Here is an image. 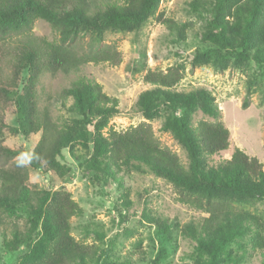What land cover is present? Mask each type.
I'll list each match as a JSON object with an SVG mask.
<instances>
[{"label": "trees", "instance_id": "trees-1", "mask_svg": "<svg viewBox=\"0 0 264 264\" xmlns=\"http://www.w3.org/2000/svg\"><path fill=\"white\" fill-rule=\"evenodd\" d=\"M160 1L0 0V48L10 38H17L10 75L0 71V105L14 107L17 119L16 125L10 126L0 113V156L13 158L21 153L3 144L6 131L26 139L41 135L27 157L26 170L0 167V208L9 215H23L28 222L25 233L14 232L11 239L5 238V249L12 253L22 248L24 264H117L112 255L114 243H105L101 225L84 227L87 234L95 235L92 244L72 236L71 220L81 217L83 209L68 191L34 192L29 182L28 168L68 174L69 169L60 159L64 151L74 155L78 147L88 154L85 168L96 180L121 185L117 177L120 172L147 169L174 186L180 203L208 213L209 217L186 226L202 256L197 264H222L223 253L236 236L258 224L250 215L234 214L232 199L264 201L262 163L238 148L230 159L213 161L215 155L229 149L230 132L221 121V110L210 90L176 89L184 78L178 68L170 67L166 72L149 70L143 80L153 88L140 94L137 106L149 121L162 108H168L163 130L185 149L188 164L162 145L148 123L125 132L112 128V117L120 113L119 100L107 95L93 78L81 76L61 90L57 101L76 115L70 121L60 125L48 107H40L37 86L41 76H69L91 63L120 65L121 52L115 46L103 45L105 33L140 30L155 17ZM239 1L235 26L225 19L231 0L215 1L207 35L221 48L196 51L195 64H209L211 60L212 64H220L233 58L236 67L254 62L264 72V0ZM191 7L197 11L205 9V4L198 1ZM37 20L49 23L58 38L50 41L35 36ZM157 20L175 32L179 41H186L187 26L163 15ZM87 37L89 40L83 43ZM23 75L27 77L21 82ZM197 111L213 121L196 120ZM117 201L115 211L124 224L128 221L124 210L128 211L132 204L127 197ZM160 227L167 225L163 222ZM261 236L258 233L257 242L263 240Z\"/></svg>", "mask_w": 264, "mask_h": 264}, {"label": "rangeland", "instance_id": "rangeland-1", "mask_svg": "<svg viewBox=\"0 0 264 264\" xmlns=\"http://www.w3.org/2000/svg\"><path fill=\"white\" fill-rule=\"evenodd\" d=\"M201 1L205 9L194 10L191 4ZM216 0H161L155 17L150 18L138 31H114L105 33L103 45L115 46L122 54V63L88 64L79 73L65 76L61 73L44 74L37 86L40 107H48L58 124L70 121L76 115L61 107L57 101L63 88L69 87L81 76L93 78L103 86L104 92L119 100L120 113L112 117L110 125L116 131L125 132L141 123L152 126L155 136L164 147L176 153L184 164H188V155L182 145L171 133L163 130L169 115L168 108H162L160 114L149 121L139 111L137 101L141 93L153 87L143 80L149 70L166 72L176 67L183 73V80L177 86L178 91L188 92L197 88H207L216 98L221 110V121L230 132V146L225 152L212 159H230L236 148L250 157H256L264 168V72L254 62L244 67L233 65V58L220 64H195V52H210L221 48L207 33L213 19L212 7ZM239 0H231L225 19L231 26L236 24L235 11ZM159 15L170 18L187 26L186 41H179L175 32H171L157 19ZM208 31V32H207ZM35 36L50 41L58 38L57 32L44 20H37ZM89 38H85L86 43ZM17 38L7 40L0 48V71L10 75V59L14 56ZM223 50V49H222ZM225 51V50H223ZM23 75L21 82H24ZM20 82V84H21ZM72 101L68 102V107ZM1 106V105H0ZM5 122L15 126L17 119L15 108L0 107ZM213 119L200 111L195 119ZM41 135H32L28 139L12 135L6 131L4 145L21 153L13 158L0 156V167L26 170L27 157L34 149ZM69 169L65 176L44 173L28 167L29 182L32 190L43 192L68 191L83 209L81 217L71 220L72 236L87 244L95 241L93 233L87 234L84 227L89 224L102 226L106 233L105 243H114L113 256L117 264H197V241L186 232V226L197 223L209 214L177 200L174 186L166 179L156 176L147 169L129 170L118 174L121 185L110 181L109 184L95 179L86 170L88 154L81 147L74 155L64 151L60 159ZM127 197L132 204L124 210L128 221L120 223L115 211L117 200ZM234 214L250 215L258 221L252 224L248 232L236 236L223 253L222 264H264V201L232 199ZM119 203V202H118ZM3 226L0 228V264H24L23 249L9 253L5 249V238L11 239L12 233H25L28 222L23 215H9L0 208ZM163 222L167 228L160 227ZM258 233L262 241H258ZM106 246V245H105ZM159 260L157 261V259Z\"/></svg>", "mask_w": 264, "mask_h": 264}]
</instances>
